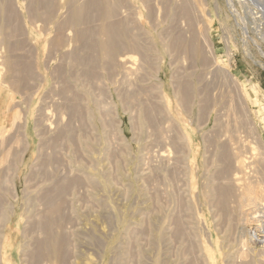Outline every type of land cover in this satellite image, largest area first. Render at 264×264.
Segmentation results:
<instances>
[{"label": "rangeland", "instance_id": "1", "mask_svg": "<svg viewBox=\"0 0 264 264\" xmlns=\"http://www.w3.org/2000/svg\"><path fill=\"white\" fill-rule=\"evenodd\" d=\"M0 264H264V0H0Z\"/></svg>", "mask_w": 264, "mask_h": 264}, {"label": "bare ground", "instance_id": "2", "mask_svg": "<svg viewBox=\"0 0 264 264\" xmlns=\"http://www.w3.org/2000/svg\"><path fill=\"white\" fill-rule=\"evenodd\" d=\"M86 6H87V5H86ZM100 6H101V5H100V2H99V6H98V2H97V1H94V2H92L90 5L87 6L88 8H86V10H88V11H89L88 14H90L91 11H92L93 9H96V8L98 9V8H100ZM93 11H95V10H93ZM93 11H92V12H93ZM79 14H80V13H79ZM79 14H78V16H79ZM79 18H80V17H79ZM86 18H87V17H86ZM85 20H86V19H85ZM78 21H80V20H78ZM78 21H76V22H78ZM108 33H109V32H108ZM111 38H112V37H111ZM113 38H114V34H113ZM252 86H253V85H252ZM253 88H254V86H253ZM253 88H252V89H253ZM261 107H262V106H261ZM45 229H46V228H45ZM46 230H47V229H46ZM49 235H50V234H49ZM48 237H49V239H51L50 236H48ZM47 240H48V239H47ZM47 240H46V241H47ZM49 241H50V240H49ZM40 246H42V244H41ZM40 246H39L40 250H43V249H44V251H45V250L47 251L46 248L41 249L42 247H40ZM43 247H44V246H43ZM45 247H46V246H45ZM40 250H39V251H40ZM39 253H40V252H39ZM40 254H41V253H40Z\"/></svg>", "mask_w": 264, "mask_h": 264}]
</instances>
